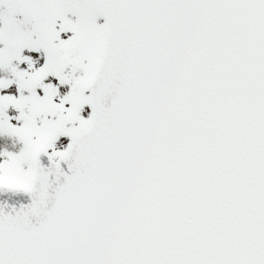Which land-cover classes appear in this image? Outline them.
<instances>
[{"label":"snow or ice","instance_id":"6c2138e0","mask_svg":"<svg viewBox=\"0 0 264 264\" xmlns=\"http://www.w3.org/2000/svg\"><path fill=\"white\" fill-rule=\"evenodd\" d=\"M0 264H264V0H0Z\"/></svg>","mask_w":264,"mask_h":264},{"label":"water","instance_id":"95a60500","mask_svg":"<svg viewBox=\"0 0 264 264\" xmlns=\"http://www.w3.org/2000/svg\"><path fill=\"white\" fill-rule=\"evenodd\" d=\"M9 202L11 203V202H15V201H11V200H10Z\"/></svg>","mask_w":264,"mask_h":264}]
</instances>
